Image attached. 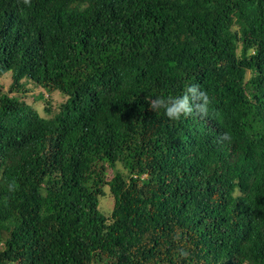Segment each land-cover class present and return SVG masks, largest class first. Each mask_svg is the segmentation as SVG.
<instances>
[{"label":"trees","instance_id":"obj_1","mask_svg":"<svg viewBox=\"0 0 264 264\" xmlns=\"http://www.w3.org/2000/svg\"><path fill=\"white\" fill-rule=\"evenodd\" d=\"M8 74L0 264H264V0H0Z\"/></svg>","mask_w":264,"mask_h":264},{"label":"clouds","instance_id":"obj_2","mask_svg":"<svg viewBox=\"0 0 264 264\" xmlns=\"http://www.w3.org/2000/svg\"><path fill=\"white\" fill-rule=\"evenodd\" d=\"M23 3L30 6L31 0H23ZM145 101L148 103L150 110L155 113L163 110L164 114L173 121L191 115H196L201 118L210 117L211 99L207 92L202 90L199 85H189L179 96H169L167 98L146 96ZM221 139L231 141V136L229 133H224ZM8 190L9 192L17 190L14 181L9 183ZM180 235V233H177L174 239H180ZM180 254L187 257L189 253L182 247Z\"/></svg>","mask_w":264,"mask_h":264},{"label":"rangeland","instance_id":"obj_3","mask_svg":"<svg viewBox=\"0 0 264 264\" xmlns=\"http://www.w3.org/2000/svg\"><path fill=\"white\" fill-rule=\"evenodd\" d=\"M0 82L3 84L4 88L5 89H9V86L12 82V79H11V76L8 74V75H5L4 77H2L0 79ZM39 91V88H36L34 89L33 91H30L29 92V95L27 97L28 99V102L30 103H33V105L39 110V112L42 114V115H47V113L45 112V109H44V103L43 101H40V100H36L34 101V93L38 92ZM63 96L59 93H53L52 94V102H53V107L54 109L57 108V105L63 100ZM113 203H114V199L108 195V197H106L101 203H100V209L102 211H106L107 213L110 212V210H112V206H113Z\"/></svg>","mask_w":264,"mask_h":264}]
</instances>
